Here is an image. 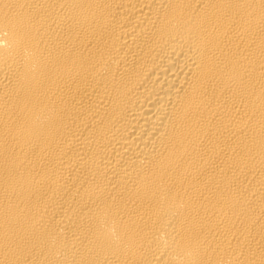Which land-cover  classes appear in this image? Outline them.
<instances>
[{"label":"bare ground","instance_id":"bare-ground-1","mask_svg":"<svg viewBox=\"0 0 264 264\" xmlns=\"http://www.w3.org/2000/svg\"><path fill=\"white\" fill-rule=\"evenodd\" d=\"M0 264H264V0H0Z\"/></svg>","mask_w":264,"mask_h":264}]
</instances>
